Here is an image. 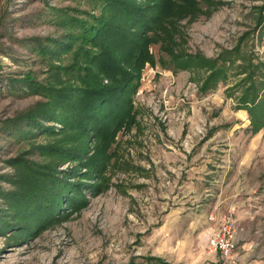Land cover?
Returning a JSON list of instances; mask_svg holds the SVG:
<instances>
[{"label":"rangeland","instance_id":"obj_1","mask_svg":"<svg viewBox=\"0 0 264 264\" xmlns=\"http://www.w3.org/2000/svg\"><path fill=\"white\" fill-rule=\"evenodd\" d=\"M100 1L0 0V264H264V129L252 134L238 103L245 91L264 101V0H190L169 17L130 95L132 117L88 141L103 166L82 179L77 164L58 166L80 179L86 203L51 222L15 220L22 165L49 164L40 149L62 139L60 125L40 132L24 120L47 102L28 81L67 80L54 10L99 16ZM226 215L238 226L230 259L209 247Z\"/></svg>","mask_w":264,"mask_h":264},{"label":"trees","instance_id":"obj_2","mask_svg":"<svg viewBox=\"0 0 264 264\" xmlns=\"http://www.w3.org/2000/svg\"><path fill=\"white\" fill-rule=\"evenodd\" d=\"M138 1L101 0L99 16L80 12L84 16L78 17L54 10L56 24L68 34L67 42L60 46L71 50V61L62 68L67 80L57 79L54 86L47 87L32 86L28 81L34 94L47 102L40 103L24 120L40 132L55 133L46 123L58 124L62 139L40 149L52 157L49 164L22 165L19 177L26 192L21 199H10L8 203L18 213L16 221H27L28 217L21 214L31 213L34 218L40 216L51 222L86 203L81 197L84 185L79 180L92 178L103 166L95 157L87 156L91 150L89 139H105L132 117L130 95L134 85L144 65L154 63L150 44L160 43L159 28H167L165 21L169 17L186 14L191 6L190 0ZM179 58L171 57L168 64L175 65ZM257 98V93L245 91L238 99L239 106L249 114L252 134L264 129V119L260 118L264 101L258 103ZM67 162L84 170L75 182L68 179L70 174L66 172L60 177L56 173L58 166ZM64 207L71 211L62 215Z\"/></svg>","mask_w":264,"mask_h":264},{"label":"built area","instance_id":"obj_3","mask_svg":"<svg viewBox=\"0 0 264 264\" xmlns=\"http://www.w3.org/2000/svg\"><path fill=\"white\" fill-rule=\"evenodd\" d=\"M238 226L231 215L223 217L209 239L210 249L222 259H230L237 248Z\"/></svg>","mask_w":264,"mask_h":264},{"label":"crops","instance_id":"obj_4","mask_svg":"<svg viewBox=\"0 0 264 264\" xmlns=\"http://www.w3.org/2000/svg\"><path fill=\"white\" fill-rule=\"evenodd\" d=\"M212 219V218H211Z\"/></svg>","mask_w":264,"mask_h":264}]
</instances>
